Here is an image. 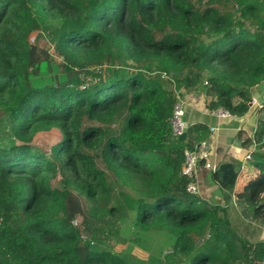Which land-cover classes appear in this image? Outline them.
<instances>
[{
    "label": "trees",
    "instance_id": "obj_1",
    "mask_svg": "<svg viewBox=\"0 0 264 264\" xmlns=\"http://www.w3.org/2000/svg\"><path fill=\"white\" fill-rule=\"evenodd\" d=\"M263 82L264 0H0V264L263 262L264 107L257 176L231 207L187 191L185 151L208 129L180 141L171 126L198 92L244 117ZM51 131L46 152L35 139ZM241 167L214 171L226 196ZM134 215L136 237L174 240L164 257L111 249Z\"/></svg>",
    "mask_w": 264,
    "mask_h": 264
},
{
    "label": "crops",
    "instance_id": "obj_2",
    "mask_svg": "<svg viewBox=\"0 0 264 264\" xmlns=\"http://www.w3.org/2000/svg\"><path fill=\"white\" fill-rule=\"evenodd\" d=\"M249 112L241 118L231 115L222 117L208 109L211 101L204 92L191 94L183 99L185 103V121L189 127L203 125L209 133L208 138L197 146L199 163L195 172V183L201 198L210 205L231 207L237 204L238 196L245 192L248 184L257 176L253 166L248 167L246 160L253 150L254 135L259 127V107L264 103V82L256 87ZM253 139L252 143L247 140ZM237 162L241 164L237 184L232 194L225 195L220 186L213 180V173L221 163ZM252 164V163H251ZM260 239L264 241V231Z\"/></svg>",
    "mask_w": 264,
    "mask_h": 264
},
{
    "label": "rangeland",
    "instance_id": "obj_3",
    "mask_svg": "<svg viewBox=\"0 0 264 264\" xmlns=\"http://www.w3.org/2000/svg\"><path fill=\"white\" fill-rule=\"evenodd\" d=\"M226 10H232V8L225 7L224 11ZM42 32L35 31L29 38L30 42L32 44L37 43V39L39 36H41ZM44 35V34H43ZM38 37V38H37ZM208 41V38H206ZM42 46L46 47L47 49H50V53H52L55 56L54 53V46L48 41L47 37L44 35L42 39L40 38L39 42ZM58 133L55 131L41 133L37 139H35V143L39 147H44L46 152H49L50 149L53 147V145L57 144L59 142ZM252 164L251 162L248 163V167H250ZM58 180L60 181V177H58ZM264 214V212H262ZM134 219L135 215L131 219V221L125 223L122 236L127 240L125 241V244L120 245H114L111 249L115 251L117 254H120L122 257H125L126 259L132 260L134 258H141L146 259L148 255H155L157 257H164L166 253H168L171 250V246L174 242L173 239L169 238L168 236H165L164 234L160 232H152L148 236V238H142L141 236L136 237V228L134 225ZM142 240V242H140ZM202 244L201 241H199L198 246L200 247ZM189 260L185 262L184 264H188Z\"/></svg>",
    "mask_w": 264,
    "mask_h": 264
},
{
    "label": "built area",
    "instance_id": "obj_4",
    "mask_svg": "<svg viewBox=\"0 0 264 264\" xmlns=\"http://www.w3.org/2000/svg\"><path fill=\"white\" fill-rule=\"evenodd\" d=\"M252 104H257V99L253 98ZM259 109H262L264 107V105L262 104H258ZM219 116L222 117H226L229 116V112L227 111H217L216 112ZM185 103L183 102V99H180L175 107H174V111H173V116H172V120H171V126H172V131L173 134L176 138L179 139V137L181 135H183L184 133H188L189 130V125L186 123L185 121ZM263 141H264V137H263ZM256 147V145H255ZM255 150H253L249 155H247L246 160L250 161L252 160V155L253 152ZM185 156H186V160L185 163L183 165V175L187 176L188 178L193 179V181L189 184L187 191L192 194V195H199V190L197 188V185L195 183V172H196V168L198 166L199 163V156L198 153L196 151H191V150H186L185 151ZM207 238L210 237V233H207ZM205 241V239H202L201 242L203 243ZM260 264H264V261L261 262Z\"/></svg>",
    "mask_w": 264,
    "mask_h": 264
},
{
    "label": "water",
    "instance_id": "obj_5",
    "mask_svg": "<svg viewBox=\"0 0 264 264\" xmlns=\"http://www.w3.org/2000/svg\"><path fill=\"white\" fill-rule=\"evenodd\" d=\"M186 138H187V134L184 133L183 135H181V136L179 137V140H180V141H184Z\"/></svg>",
    "mask_w": 264,
    "mask_h": 264
}]
</instances>
